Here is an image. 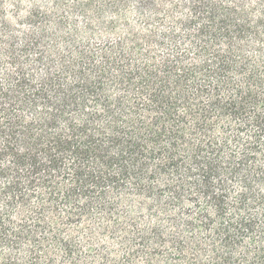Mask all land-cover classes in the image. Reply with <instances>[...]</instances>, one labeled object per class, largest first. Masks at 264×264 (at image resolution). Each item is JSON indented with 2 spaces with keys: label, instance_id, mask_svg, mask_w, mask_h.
<instances>
[{
  "label": "trees",
  "instance_id": "trees-1",
  "mask_svg": "<svg viewBox=\"0 0 264 264\" xmlns=\"http://www.w3.org/2000/svg\"><path fill=\"white\" fill-rule=\"evenodd\" d=\"M19 4L0 264H264V0Z\"/></svg>",
  "mask_w": 264,
  "mask_h": 264
},
{
  "label": "rangeland",
  "instance_id": "rangeland-1",
  "mask_svg": "<svg viewBox=\"0 0 264 264\" xmlns=\"http://www.w3.org/2000/svg\"><path fill=\"white\" fill-rule=\"evenodd\" d=\"M20 1V11H25L26 9H27V7H29L32 3H34V2H36L38 5H43L42 3H44V4H46V3H48L50 0H19ZM42 3H41V2ZM5 11H6V13L8 14V15H10V16H12V14H13V10H12V8L10 7V6H8V7H6L5 8ZM13 17H11V18H9L10 20H11V22L13 23V19H12ZM11 23V24H12ZM14 24V23H13ZM14 25H18V24H14ZM17 27H20V26H16V29L18 30V29H20V28H17ZM22 29L24 30L25 29V26L24 27H22Z\"/></svg>",
  "mask_w": 264,
  "mask_h": 264
}]
</instances>
